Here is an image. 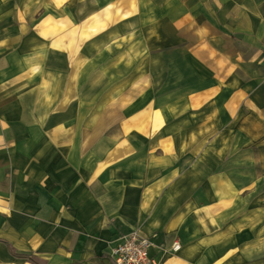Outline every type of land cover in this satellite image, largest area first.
<instances>
[{
    "label": "crops",
    "instance_id": "obj_1",
    "mask_svg": "<svg viewBox=\"0 0 264 264\" xmlns=\"http://www.w3.org/2000/svg\"><path fill=\"white\" fill-rule=\"evenodd\" d=\"M144 3L160 7L145 14L139 0H0V212L14 213L7 214L11 236L30 241L15 250L0 233V245L13 260L30 264L14 257L27 254L46 264H115L110 247L138 229L153 243L151 255L160 264H264L261 255L244 247L245 239L237 238L228 219L233 189L220 172L239 136L264 140V0ZM94 4L103 10L114 5L109 19L118 20L120 28L111 36L123 37L127 30L131 38L142 35L143 46L149 40L157 45L161 63L146 56L138 65L132 51L142 48L130 43L124 58L127 75L119 77L128 88L114 101L111 119L98 123L91 137L89 125L82 126L81 159L69 154L53 159L87 181V207L76 205L82 213L76 221L81 236L89 239L84 249L98 257L49 263L39 254L50 243L42 241L48 231L42 235L40 230L54 229L55 246L63 244L57 238L63 232L72 246V215L66 209L60 220L53 191L35 183V168L43 159H15L19 143L7 137L18 130H34L29 132L34 136L67 97L62 72H67L74 36L58 33L57 16L87 21ZM101 11L94 18L107 12ZM143 19L139 26H145L137 33V21ZM145 49L151 51V46ZM113 50L99 49L112 72L119 73L120 48ZM32 86L34 92H29ZM17 160L25 165L18 167ZM73 204L70 199L66 206ZM52 219L60 224L52 225ZM96 226V236L89 238ZM175 241L180 249L172 252Z\"/></svg>",
    "mask_w": 264,
    "mask_h": 264
},
{
    "label": "rangeland",
    "instance_id": "obj_2",
    "mask_svg": "<svg viewBox=\"0 0 264 264\" xmlns=\"http://www.w3.org/2000/svg\"><path fill=\"white\" fill-rule=\"evenodd\" d=\"M139 1L141 3L138 5L141 8L140 11L145 14L147 11H153L154 8L160 7V4L144 3L146 0ZM86 6L88 7L87 4L84 5L85 8ZM109 7L110 9L103 10L105 7L98 8L95 4L90 5L89 11L87 10V15L90 18L87 21L84 19H63V15L59 12L56 21L58 33L61 36L66 33H70L74 36V38L69 41L73 50L71 52V57L66 59L67 72H62L67 82L66 85L63 86L62 91L67 94V97L64 96L59 105L51 110L48 120L44 123V125L49 127V129H47L48 131H43L46 128H44L42 124L41 130L34 134V136L29 135V132L32 133L34 130H29L27 132L18 130L15 137L12 136L11 132L7 137L8 140L13 138L19 143L16 148L17 155L14 157L15 159H31L32 157L43 159L41 167L35 168L37 172V181L35 183L39 182L40 188H48L53 191L51 195L52 199H57L60 204L57 210L60 220L65 216L66 209L68 210L67 213L72 215V246L64 241L63 232L61 237H57L63 244L55 246L51 242L54 229L50 227L47 230L45 228H41L40 230L42 235L48 231L46 235H44V238H42V241H50V243L47 244L45 249L42 252L40 251L39 254L45 256L49 263L98 257L95 251L88 252L84 249V247H86L85 243H87L89 239L85 236H81V228L76 221L77 218L78 220L80 219L82 214L77 206L87 201V181H85L86 184L83 183L84 180L81 182L80 173H69L61 162L53 159H66V154H69V157L71 155L72 159H81L82 126L83 129H85L86 125H89L88 134L89 137H91L96 134L91 130L95 129L98 123H103L105 120L111 119L114 110V101L117 99L120 100V95L122 97V95L127 92L128 85L119 81V77L127 75V71L124 70L127 68L128 62H125L124 58L128 53L127 50L131 48L130 43H138L142 48L137 49L136 52L132 51L133 56L136 57L137 55L138 65L144 62L146 56H151L158 64L161 63V51L157 48V45H152L153 42L149 40V45L146 47L143 46L144 39L142 35H138V37L133 36L131 38L128 36L127 30L123 37L120 36L115 38L111 36L112 30L114 28H120V25L118 20L109 19L110 12L108 11L114 10V5H110ZM136 10L139 9L136 8ZM99 11H101V13L107 12L101 19L94 18V15ZM128 17V14H126L125 18ZM144 22L145 19L141 22L137 21V33L145 26H139V23ZM87 24H89V29H87L86 34L84 29ZM123 25L124 19H121V27ZM97 29L102 30L98 32ZM41 40L44 41V39ZM62 42H64V40ZM104 45L106 49L110 48L112 51H114L113 49L120 48V51H116L117 60L120 61V68H118L119 73H117V71L115 73L112 72L111 68L108 67L110 62H107V59L109 58L103 57L102 51H99ZM150 46L151 51L145 49ZM107 54L112 56L114 53L110 52ZM99 59L101 62L98 61ZM157 72L161 73V70H157ZM9 86V90H11L13 88L11 86L14 85L9 84ZM34 89V86H32L29 92H34ZM12 103L13 101H10V106L15 107ZM12 111H14L13 108H11V112ZM63 125H66L67 129H72V132H66L62 127ZM32 127L35 126L33 125ZM59 127H61L63 131L58 130ZM237 139L238 141H236L232 155L228 157L220 168V172L226 175L234 195L231 214L228 219L234 226L233 229L237 233L239 242H243L245 239V243L243 242L244 247L249 248L248 251L250 253H258L264 259V140H258L257 136H239ZM89 141H91V139ZM45 159L52 160L48 162ZM16 165L21 168L25 163H21L20 160H17ZM78 167H80V165H78ZM66 182L68 185L65 188ZM65 191L67 194H65ZM68 193H71V196H67ZM70 199L74 200L72 208L69 205L66 206V203ZM7 214L11 216L14 213L0 212V233H5L4 236L14 243L15 250H21V248L24 247L21 245L29 243L30 241L20 234L14 236L10 235L12 231L8 232L10 223L7 220L11 219V217ZM2 216H5V218H2ZM58 220L56 219L53 221L52 219L50 222L52 225H57L60 224ZM45 226H49L48 222ZM97 227L98 226L94 228V235L89 238L96 236V232H98L99 229ZM133 230L140 234L138 229ZM129 233H131V231ZM129 233L123 235L121 241H123ZM241 236H243V239L240 238ZM42 241H40V243H43ZM121 241L117 245H119ZM95 242L97 243L96 240ZM26 246L28 247V245ZM116 246L110 247V257L111 251ZM238 246L241 247V245ZM0 264H25V262L13 260L0 245Z\"/></svg>",
    "mask_w": 264,
    "mask_h": 264
},
{
    "label": "built area",
    "instance_id": "obj_3",
    "mask_svg": "<svg viewBox=\"0 0 264 264\" xmlns=\"http://www.w3.org/2000/svg\"><path fill=\"white\" fill-rule=\"evenodd\" d=\"M152 248L153 243L150 239L133 230L111 251V257L115 264H160L152 257ZM170 249L177 252L180 244L175 241Z\"/></svg>",
    "mask_w": 264,
    "mask_h": 264
},
{
    "label": "trees",
    "instance_id": "obj_4",
    "mask_svg": "<svg viewBox=\"0 0 264 264\" xmlns=\"http://www.w3.org/2000/svg\"><path fill=\"white\" fill-rule=\"evenodd\" d=\"M15 258L24 259L30 264H46L43 260L35 255H27V254H14Z\"/></svg>",
    "mask_w": 264,
    "mask_h": 264
}]
</instances>
